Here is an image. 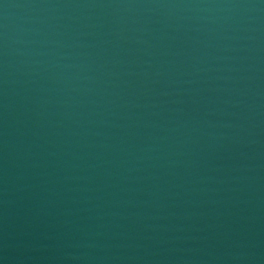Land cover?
Here are the masks:
<instances>
[{
    "label": "water",
    "instance_id": "95a60500",
    "mask_svg": "<svg viewBox=\"0 0 264 264\" xmlns=\"http://www.w3.org/2000/svg\"><path fill=\"white\" fill-rule=\"evenodd\" d=\"M0 264H264V0H0Z\"/></svg>",
    "mask_w": 264,
    "mask_h": 264
}]
</instances>
